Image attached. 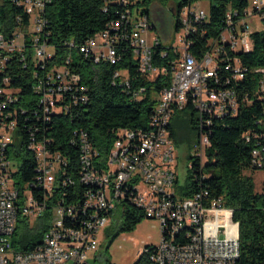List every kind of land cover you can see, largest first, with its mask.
<instances>
[{"label":"built area","instance_id":"2783aa9c","mask_svg":"<svg viewBox=\"0 0 264 264\" xmlns=\"http://www.w3.org/2000/svg\"><path fill=\"white\" fill-rule=\"evenodd\" d=\"M51 1H16L28 22L24 24L18 15L11 35L0 28V264H91V253L99 257L100 231L126 206L159 220L160 242L141 252L152 262L237 264L239 222L233 208L222 196L212 197L208 189L188 196L180 192L179 175L171 167L176 143L172 123L184 110L195 112L198 137L188 169L197 177L209 161L204 138H211L214 119L236 116L243 105L253 102L238 88L249 74L256 79L254 95L264 104V66L250 67L241 58L253 50L254 34H264V0L228 3L217 30L204 27L211 21V8L207 13L200 0H188L177 13L178 43L171 44L151 34L154 26L147 7H141L143 0H106L120 9L116 18L80 45L86 58L117 65L129 54L140 76L150 81L168 70L154 64L156 48L166 46L161 55L171 51L173 58L170 84L154 95L156 104L147 126L116 129L105 156L85 130L75 132L73 152L56 148L45 133L53 115L69 114L90 100L81 75L69 68L70 57L66 64H48L55 54L46 40L45 9ZM199 38L206 43L195 54L191 48ZM29 50L37 68L32 72V89L38 102L33 117L27 116L20 129L19 115H26L27 109L18 106L22 87L12 85L8 69L14 58L26 66ZM112 82L124 86L133 100H142L148 89L133 85L127 69L115 70ZM23 128L29 135L25 146ZM244 137L250 141L258 135L247 131ZM13 144L16 153L28 151L35 161L34 174L22 183L17 182L21 161L12 154ZM251 163L264 170L260 142L252 150ZM20 219L30 226L47 225L38 242L25 250L13 241ZM172 232H181V242H172Z\"/></svg>","mask_w":264,"mask_h":264},{"label":"trees","instance_id":"16d2710c","mask_svg":"<svg viewBox=\"0 0 264 264\" xmlns=\"http://www.w3.org/2000/svg\"><path fill=\"white\" fill-rule=\"evenodd\" d=\"M16 1L18 0H3L0 3V28L5 35H11L18 26L16 22L18 15L23 17L24 24L28 22L27 14ZM152 1L143 0V3L150 4ZM210 1L211 21L204 25L209 30L219 28L228 3L246 4V0ZM187 2L188 0H179L177 6L171 7L176 18L178 11ZM118 9H120L119 5L107 4L106 0H52L45 9V17L48 20L46 30L49 31L46 40L55 48L49 66L66 64V60L70 57L69 68L81 75L82 84L88 87L90 96L87 103L75 106L69 114L53 115L50 122H46L45 133L53 138L56 148L64 152L76 150L72 145V139L76 138L75 132L85 130L100 155L105 156L115 140L116 129L147 126L156 104L154 95L170 84L169 61L173 58V54L168 51V55L163 57L161 51L167 49L164 45L156 48L154 64L166 67L167 73L151 81L140 76L138 66L131 60L129 54L117 65H112L105 61L97 64L80 52V45L101 31L110 20L116 18ZM146 11L149 13V7ZM177 27L176 21L175 30ZM254 41L253 50L241 54V58L250 67L264 66V34L255 33ZM205 43L206 39L199 38L196 45L191 48L192 52L198 54ZM76 50L79 52L78 55L75 53ZM30 53L29 50L26 66L25 63L14 58L8 69L12 77V85L22 87L18 106L27 109L26 115H19L20 129L26 123L27 116L33 117L38 102V95L32 89L35 80L32 72L37 68ZM118 69L128 70L133 85H147L148 89L142 100H133L124 86L113 84L112 75ZM238 88L242 92H247L253 102L243 105L236 116L214 119L211 138H207L208 143L205 147L210 148L209 161L197 177L192 171L190 172L185 185L180 186V192L188 196L201 189H208L212 197L222 196L224 204L233 208V217L239 222L240 258L237 264H264V188L260 192L256 191L253 176L246 174L247 170H259L252 166L251 161L252 150L256 144L260 142V145H264V104L254 95L256 79L253 74H249ZM35 120L29 124L36 122ZM189 120L192 122V128H184L183 125ZM172 128L176 142L187 143V138L181 136L191 129L197 131L198 137L195 112L184 110L178 113ZM23 130V146H25L29 142V135L24 128ZM247 131L253 132V135L257 134L258 137L247 141L244 137ZM16 147V144L12 145V154L21 161L22 176L18 177L17 182L22 183L34 174L35 161L32 153L28 151L16 153ZM116 217L118 218L114 223L116 231L105 244V250H108L121 232L132 231L144 215L138 209L126 206L123 211H116ZM46 228V224L37 229L31 228L26 219H20L13 237L15 246L23 250L28 249L38 242ZM174 242H181V232L175 235ZM134 264L156 263L143 252Z\"/></svg>","mask_w":264,"mask_h":264},{"label":"rangeland","instance_id":"374dc122","mask_svg":"<svg viewBox=\"0 0 264 264\" xmlns=\"http://www.w3.org/2000/svg\"><path fill=\"white\" fill-rule=\"evenodd\" d=\"M2 1L3 0H0V3H2ZM178 2L179 0H153L150 4L145 2L141 6L149 7L150 22L154 26V29L151 30V34L153 36L157 35L162 43L171 44L174 41L178 43L177 37L181 33L176 32L175 39L176 14L171 9V7L177 6ZM200 5L207 13H210V0H200ZM253 28L255 29V27ZM258 28H260V26ZM75 53L78 55V50H76ZM183 127L192 128V122L189 120ZM184 134L188 137L185 135L180 136L181 138H187L189 147L187 148V144L184 143L186 141L175 143V160L171 166L179 175V188L185 185L190 175L188 169L191 164L190 156L195 151L197 142V131L195 129H191L190 132L187 130ZM204 160L206 161V157H204ZM246 174L253 176L256 183V191H262L264 188V170H247ZM117 221L118 218L116 216L110 217L108 223L100 231L99 238L101 247L98 252L99 257H95V255L91 253V264H134L139 259L144 247L156 245L161 240L159 220L144 216L132 231L121 232L111 243L108 250H105V244L116 231L114 223ZM30 227L34 229L38 228L36 225Z\"/></svg>","mask_w":264,"mask_h":264},{"label":"bare ground","instance_id":"6f19581e","mask_svg":"<svg viewBox=\"0 0 264 264\" xmlns=\"http://www.w3.org/2000/svg\"><path fill=\"white\" fill-rule=\"evenodd\" d=\"M207 143H208V139H207V138H204V145H205V147H206ZM177 233H178V232H172V242H174V240H175V235H176Z\"/></svg>","mask_w":264,"mask_h":264}]
</instances>
